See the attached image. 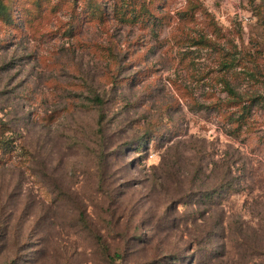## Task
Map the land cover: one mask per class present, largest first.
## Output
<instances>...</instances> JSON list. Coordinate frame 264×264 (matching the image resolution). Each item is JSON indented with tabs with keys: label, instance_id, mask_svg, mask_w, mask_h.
<instances>
[{
	"label": "rangeland",
	"instance_id": "1",
	"mask_svg": "<svg viewBox=\"0 0 264 264\" xmlns=\"http://www.w3.org/2000/svg\"><path fill=\"white\" fill-rule=\"evenodd\" d=\"M0 264H264V0H0Z\"/></svg>",
	"mask_w": 264,
	"mask_h": 264
},
{
	"label": "trees",
	"instance_id": "2",
	"mask_svg": "<svg viewBox=\"0 0 264 264\" xmlns=\"http://www.w3.org/2000/svg\"><path fill=\"white\" fill-rule=\"evenodd\" d=\"M227 92H228V95H229V97H230V100L232 101V103H233L234 105L240 104V103L238 102V95H237L236 93H234V92L232 91V89H230L229 87H227ZM243 112H244V108L242 107L241 115L243 114ZM239 120H241V119H239ZM237 122H240V121H237ZM208 197H209V196H207V198H208Z\"/></svg>",
	"mask_w": 264,
	"mask_h": 264
}]
</instances>
